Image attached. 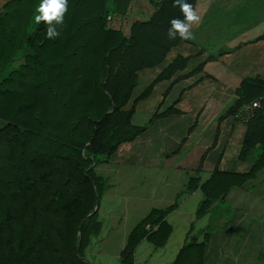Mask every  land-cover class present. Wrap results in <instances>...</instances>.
Masks as SVG:
<instances>
[{
	"label": "trees",
	"instance_id": "1",
	"mask_svg": "<svg viewBox=\"0 0 264 264\" xmlns=\"http://www.w3.org/2000/svg\"><path fill=\"white\" fill-rule=\"evenodd\" d=\"M134 0H69L60 35L48 38L44 22L30 31L39 0H5L0 8V264H89L85 251L99 234L98 211L108 187L95 167L133 142L162 115L137 126V104L155 84L193 75L190 57L169 55L185 39H170V20L183 19L174 0H158L147 20H136L128 34L114 21L126 16ZM198 0H188L195 9ZM22 60L16 64L18 60ZM158 77L138 96L139 73L160 65ZM183 72H186L183 74ZM170 86V88H171ZM170 88L166 91L170 90ZM227 116L254 101L240 158L252 156L246 173L215 171L203 185L197 219L235 185L264 168V79L249 77L235 91ZM198 186L190 179L187 191ZM166 209H152L129 234L122 264H134L143 239L163 247L172 232ZM149 226V227H148ZM168 264H206L205 240L192 234ZM81 241L78 248V243Z\"/></svg>",
	"mask_w": 264,
	"mask_h": 264
},
{
	"label": "crops",
	"instance_id": "2",
	"mask_svg": "<svg viewBox=\"0 0 264 264\" xmlns=\"http://www.w3.org/2000/svg\"><path fill=\"white\" fill-rule=\"evenodd\" d=\"M154 10L151 0H134L127 15L147 20ZM143 11L148 15L140 19ZM195 11L201 19L191 28L192 38L176 47L166 64L182 55L191 58L187 72L202 70L172 86V79L160 81L144 99L154 104L150 119L173 105L176 112L158 117L135 141L122 144L117 156L95 167L108 187L97 210L101 230L85 251L90 264H122L121 253L135 226L152 209L175 203L167 216L172 227L167 243L157 248L143 239L134 264L173 262L193 223L192 234L199 232L200 242L208 233L206 264H264V168L231 187L197 219L202 187L215 171L246 173L252 165L251 155L240 158L246 125L227 112L242 80L264 79V0H198ZM166 64L151 68L152 82ZM192 178L198 186L188 192Z\"/></svg>",
	"mask_w": 264,
	"mask_h": 264
},
{
	"label": "clouds",
	"instance_id": "3",
	"mask_svg": "<svg viewBox=\"0 0 264 264\" xmlns=\"http://www.w3.org/2000/svg\"><path fill=\"white\" fill-rule=\"evenodd\" d=\"M68 4L69 0H39L33 19L36 24L44 22L48 38L60 35L57 26L63 24ZM174 4L179 6L183 13V19H171L167 35L170 39H175L178 36L185 40L191 39V28L194 24L199 23L201 17L188 0H174Z\"/></svg>",
	"mask_w": 264,
	"mask_h": 264
},
{
	"label": "rangeland",
	"instance_id": "4",
	"mask_svg": "<svg viewBox=\"0 0 264 264\" xmlns=\"http://www.w3.org/2000/svg\"><path fill=\"white\" fill-rule=\"evenodd\" d=\"M5 0H0V8L2 6V4L4 3ZM152 3H154V6L156 4V2L158 0H151ZM150 2V1H149ZM134 12V11H133ZM143 16H139L140 19H143V17H147V11H143ZM134 20H136V17L134 15V13H131L129 15H126V16H123V17H120L118 19H116L114 21L115 23V26H121L122 29L124 30L125 33H127L129 31V27L130 25L134 22ZM36 23L34 22V19H33V22H32V25H31V29L30 31H32L34 29V25ZM22 60H18L16 62V64H19ZM154 70H151V69H148V70H144L140 73V77H139V83H138V86L137 88L135 89V92H134V95L135 96H138L140 95L152 82V80L154 79ZM153 102H152V99H148V100H144V101H141L137 107V111H136V114L133 116V124H138V125H143V124H146L150 117L152 116L151 112L149 111L152 107H153ZM117 154H119L118 152H116L114 154V156H117Z\"/></svg>",
	"mask_w": 264,
	"mask_h": 264
},
{
	"label": "built area",
	"instance_id": "5",
	"mask_svg": "<svg viewBox=\"0 0 264 264\" xmlns=\"http://www.w3.org/2000/svg\"><path fill=\"white\" fill-rule=\"evenodd\" d=\"M261 108V101L257 100L254 101L248 105H245L240 112L235 116V118L239 121L242 122H248L250 120V118L253 115V112L258 109ZM149 227V226H148Z\"/></svg>",
	"mask_w": 264,
	"mask_h": 264
},
{
	"label": "water",
	"instance_id": "6",
	"mask_svg": "<svg viewBox=\"0 0 264 264\" xmlns=\"http://www.w3.org/2000/svg\"><path fill=\"white\" fill-rule=\"evenodd\" d=\"M98 206H99V202L97 203V205H96L94 211H93L91 214H89L88 217H90V216L93 215L95 212H97V210H98ZM80 243H81V241H79V243H78V248H79V246H80ZM89 264H90V263H89Z\"/></svg>",
	"mask_w": 264,
	"mask_h": 264
}]
</instances>
